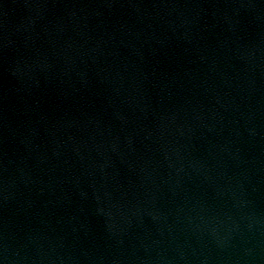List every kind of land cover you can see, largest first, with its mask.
Wrapping results in <instances>:
<instances>
[{
  "label": "water",
  "instance_id": "95a60500",
  "mask_svg": "<svg viewBox=\"0 0 264 264\" xmlns=\"http://www.w3.org/2000/svg\"><path fill=\"white\" fill-rule=\"evenodd\" d=\"M0 264H264V0H0Z\"/></svg>",
  "mask_w": 264,
  "mask_h": 264
}]
</instances>
